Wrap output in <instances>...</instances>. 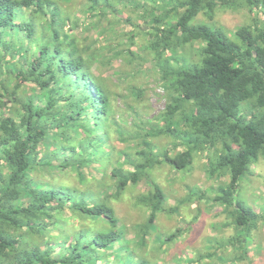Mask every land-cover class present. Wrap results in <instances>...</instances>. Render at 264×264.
Wrapping results in <instances>:
<instances>
[{"label": "trees", "instance_id": "trees-1", "mask_svg": "<svg viewBox=\"0 0 264 264\" xmlns=\"http://www.w3.org/2000/svg\"><path fill=\"white\" fill-rule=\"evenodd\" d=\"M72 2L0 0V264H167L157 216L194 197L234 229L217 250L231 247L233 260H217L250 259L264 212L237 194L264 159V0ZM236 10L250 17L232 33L196 22ZM143 73L166 101L152 117L134 103ZM204 154L218 187L168 210L152 173L187 175ZM141 185L148 217L130 227L112 201ZM150 242L156 262L144 256Z\"/></svg>", "mask_w": 264, "mask_h": 264}, {"label": "rangeland", "instance_id": "rangeland-1", "mask_svg": "<svg viewBox=\"0 0 264 264\" xmlns=\"http://www.w3.org/2000/svg\"><path fill=\"white\" fill-rule=\"evenodd\" d=\"M78 1L81 2L84 0H73L70 4L74 5L77 9L76 4H78ZM249 17L250 15L245 10L225 11L218 12L211 18L204 14H200L196 22L216 26L217 28L224 29L227 33H232L237 27L248 24ZM188 53H191L190 48L188 49ZM195 59L196 56L193 57V60ZM149 77V73L140 74L134 81L135 84L131 85H136L138 88L145 90L143 98L136 100L134 103L144 112H150L149 116L152 117L164 109L166 101L158 94L160 93L162 95L163 91L157 87ZM114 80V82L118 81L117 79ZM122 87V91L127 94V83L122 84ZM128 101L133 103L131 98H129ZM121 102L124 103V100ZM143 116L146 118L145 115L141 114V117ZM129 119L132 120V118ZM206 154L197 157L192 171L187 175H183L182 173L175 175L172 173L173 170L168 166L157 168L152 173L151 178L166 194L165 200L168 210L172 207H176L180 201H183L187 195L191 193V189L192 192H196L199 191V188L203 191H207L210 187H218L219 181L217 179H210L206 175L208 166ZM170 177L173 178V180H171ZM142 190H144V185L139 186L135 190L126 192L122 200L112 201L117 215L130 227L134 224L144 222L148 217V212L136 204V197ZM237 200L244 206L250 207L257 212H264V159H261L260 162L254 166L253 177L246 176L242 178ZM192 201L191 203H183L180 209L174 214H158V225L156 224V231L153 233L157 239H160L158 242L161 246L164 245L160 252V256L164 255L163 258L164 260L166 258L167 264H181L182 262L183 264H189L192 258L197 260L201 255L213 257H205L201 262H197V264H223L217 260L220 257H223L224 260L226 259L227 261H225L227 263L231 262L233 258H231V256L227 257V253H233L231 247L228 248V252L223 250L217 252L218 248L224 245L226 240L234 233V229L227 227L226 223H224V220H229L227 214L222 213L220 207L212 208L213 206H210L209 203L205 204L204 201H200L196 197H194ZM199 209L201 210L200 213H198ZM196 215L197 217H195ZM192 221L193 223L197 221L193 226L192 234L188 232L184 240H174L172 242H167L166 245L163 243L181 223V226L184 227L189 225ZM244 232L246 233V231ZM251 239L252 242L249 247L251 258L236 262L235 264H264V225L260 226L258 231L252 235ZM159 243L150 242L144 256L146 255L151 261H154L155 257L158 258V253H156V255H154V253L156 251L155 249L159 248ZM169 248L170 251L168 252ZM235 256H237L236 252ZM154 262H156V260Z\"/></svg>", "mask_w": 264, "mask_h": 264}]
</instances>
